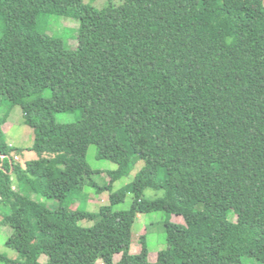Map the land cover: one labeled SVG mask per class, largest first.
Listing matches in <instances>:
<instances>
[{"label":"trees","instance_id":"trees-1","mask_svg":"<svg viewBox=\"0 0 264 264\" xmlns=\"http://www.w3.org/2000/svg\"><path fill=\"white\" fill-rule=\"evenodd\" d=\"M48 16L79 20L76 49L40 27ZM0 28V207L9 208L0 224L22 256L0 261L264 263V0H123L100 10L83 0H0ZM15 105L38 159L5 169L14 148L2 112ZM77 112L74 123L55 118ZM91 144L118 166L107 185L86 162ZM139 160L132 206L114 212L125 193L113 183ZM86 186L109 191L111 205L66 207ZM147 189L163 196L145 199ZM157 211L183 222L165 223L167 248L152 262L145 236L131 252L132 226Z\"/></svg>","mask_w":264,"mask_h":264},{"label":"rangeland","instance_id":"rangeland-1","mask_svg":"<svg viewBox=\"0 0 264 264\" xmlns=\"http://www.w3.org/2000/svg\"><path fill=\"white\" fill-rule=\"evenodd\" d=\"M85 4H90L94 8L100 10L105 8L109 2L115 5H121L123 0H83ZM79 25L80 22L77 19L65 17V16H48L41 20L40 27L49 35L61 38L65 45L69 49H76L79 41ZM1 32V28H0ZM42 97L50 98L51 91L47 90L42 93ZM2 113H7V122L3 125L2 130L6 142L14 149L10 152L7 160H4L5 169L9 167L8 162L13 160L18 166L25 167L27 162L38 159L36 152L32 151L31 148L34 144L35 133L34 130L25 123L22 107L15 105L13 107H5ZM81 113H57L55 115L56 120L59 123L70 124L79 120ZM86 162L93 171H100L101 174H97L95 179L100 185H107L110 183V177L108 176L109 171L117 170V164L105 160L98 159L97 147L91 144L86 153ZM144 167V162L139 160L135 165L134 169L126 177H123L113 183V192L125 193L124 201L117 203L112 206L114 212L130 210L134 194L129 190L130 185L135 179L136 175ZM15 187L24 196H30L33 200L39 201L42 204L48 206L51 209L58 207L56 201H49L37 194L30 195L27 192L25 186L20 187L16 183ZM144 198L148 200H154L163 196V191H157L153 189H147L144 191ZM110 203V192L104 191L98 193L94 188L90 186L84 187V189L75 197L69 198L65 202V206L76 210L78 207L86 210L90 213L99 212L103 206H109ZM9 212V208L0 207V221L4 214ZM235 220V217H233ZM171 221L173 223H182V217L174 214H168L164 211H157L151 213L139 214L132 226V239H131V252L138 253L141 250V238L145 236V243L149 251V260H154L157 254L167 248V235L165 223ZM93 221L82 220L79 225L83 227H91ZM12 235V230L0 224V255L11 260H20L22 256L18 255L16 251L8 248L6 242ZM119 255L115 256V260L118 261ZM0 264H9L6 261H0ZM98 264H103L98 261ZM242 264H264L257 261L255 258L246 257L243 259Z\"/></svg>","mask_w":264,"mask_h":264},{"label":"crops","instance_id":"crops-1","mask_svg":"<svg viewBox=\"0 0 264 264\" xmlns=\"http://www.w3.org/2000/svg\"><path fill=\"white\" fill-rule=\"evenodd\" d=\"M156 259H157V256L155 257V259H154V260H151V259H150V261L154 262V261H156Z\"/></svg>","mask_w":264,"mask_h":264}]
</instances>
